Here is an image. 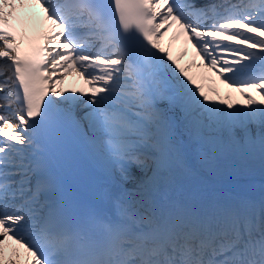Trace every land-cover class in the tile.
I'll list each match as a JSON object with an SVG mask.
<instances>
[{
    "label": "snow or ice",
    "instance_id": "1",
    "mask_svg": "<svg viewBox=\"0 0 264 264\" xmlns=\"http://www.w3.org/2000/svg\"><path fill=\"white\" fill-rule=\"evenodd\" d=\"M70 142L118 183L73 193ZM224 158L264 168V0H0V264H264V195L200 191Z\"/></svg>",
    "mask_w": 264,
    "mask_h": 264
},
{
    "label": "bare ground",
    "instance_id": "2",
    "mask_svg": "<svg viewBox=\"0 0 264 264\" xmlns=\"http://www.w3.org/2000/svg\"><path fill=\"white\" fill-rule=\"evenodd\" d=\"M165 47L169 48L173 57L180 59V57L183 55V59L181 60V63L184 64L185 66H191V64L194 63H201L199 57L195 55L194 50L192 49L191 45L186 42V39L184 37H181L179 40H171V39H166L165 40ZM191 71L193 73H196L195 68H191ZM203 71V70H201ZM74 75V73L72 74ZM69 75L68 77L72 76ZM209 74H205V78L201 79L199 76H197L198 82H201L204 84L205 89L208 90L211 87H217L221 95H231L234 100L240 99L239 94L235 92H231L230 89L226 88L223 84H220L219 80L216 79V77H211V79H208L207 76ZM243 101H241L242 103ZM236 162L234 167H228L223 166V168L220 170L222 174H225L226 176L228 175H234L238 179L244 178V177H250L254 172H256L255 168L252 167V164L248 163L249 160L246 159H240V158H235ZM258 163L259 160L255 159ZM231 164V163H230ZM264 172V171H263Z\"/></svg>",
    "mask_w": 264,
    "mask_h": 264
},
{
    "label": "rangeland",
    "instance_id": "3",
    "mask_svg": "<svg viewBox=\"0 0 264 264\" xmlns=\"http://www.w3.org/2000/svg\"><path fill=\"white\" fill-rule=\"evenodd\" d=\"M248 163L252 164V167L255 168L256 171H260V172L264 171V168H262L261 164L258 163L257 161L249 160ZM230 167L232 168L233 166H230ZM219 168H220V170L222 169L221 165H219Z\"/></svg>",
    "mask_w": 264,
    "mask_h": 264
}]
</instances>
